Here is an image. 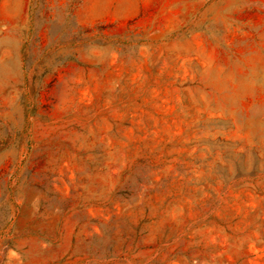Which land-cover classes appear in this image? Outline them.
Segmentation results:
<instances>
[{"label":"rangeland","instance_id":"1","mask_svg":"<svg viewBox=\"0 0 264 264\" xmlns=\"http://www.w3.org/2000/svg\"><path fill=\"white\" fill-rule=\"evenodd\" d=\"M0 264H264V0H0Z\"/></svg>","mask_w":264,"mask_h":264}]
</instances>
